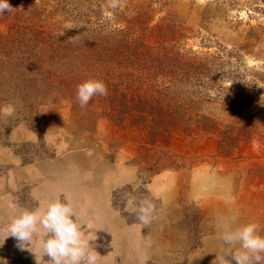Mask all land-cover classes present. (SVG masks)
<instances>
[{
    "label": "rangeland",
    "instance_id": "obj_1",
    "mask_svg": "<svg viewBox=\"0 0 264 264\" xmlns=\"http://www.w3.org/2000/svg\"><path fill=\"white\" fill-rule=\"evenodd\" d=\"M8 3L12 10L0 13V43L19 35L26 40L32 26L51 37L82 35L88 26L118 24L111 13L116 8L119 17L124 9L146 18L142 25L150 28L151 42L165 41L163 62L185 56L212 69L188 82L177 79L180 85L149 79L147 90L134 73L123 77L118 90L124 92L118 97L123 108L142 90L156 97L152 106L169 109L170 101L179 103L182 121L152 126L150 115L133 123L132 107L123 118H113L102 96L81 108L76 90L55 88L59 65L47 53L24 60L34 64L23 79L12 68L20 63L24 45H12L6 55L1 46L0 226L17 206L34 209L60 185L70 191L56 187L51 196L72 204L85 238L103 236L116 248L122 242L136 256L131 264H217L225 251L220 232L233 216L237 224H257L264 236V0H175L173 18L164 25H155L158 13L142 16L141 0H115V6L112 0ZM154 68L170 74L165 67ZM48 70L44 80L41 74ZM194 80L200 86L191 95L188 85ZM50 96L53 101H47ZM149 129L163 134L151 135ZM128 194L153 205L150 223L125 210ZM101 206L114 216L113 224L101 222ZM15 244L12 237L4 240L0 261H33Z\"/></svg>",
    "mask_w": 264,
    "mask_h": 264
},
{
    "label": "trees",
    "instance_id": "obj_2",
    "mask_svg": "<svg viewBox=\"0 0 264 264\" xmlns=\"http://www.w3.org/2000/svg\"><path fill=\"white\" fill-rule=\"evenodd\" d=\"M141 1L143 4L139 6V12H142V16L151 12L152 15L158 13L159 22L155 25H164L165 22H171L173 18L171 16L172 2L175 0ZM116 11L115 8V10H111V13H115L113 20L118 24H98L97 27L90 30V26H88L87 31L84 30L86 31L85 33L83 31L84 34L78 35V31H76L70 33L71 36L69 37L65 35L60 37L59 34L51 37V32L48 30L32 26L27 31L26 40L19 35V39L14 41L9 39L7 41L6 39L0 43V47H3V54L6 55V53L10 52L12 45L13 48H19L24 45L21 47L23 49L19 50L20 54L23 53V56L19 57L20 63L18 62L17 67L12 69L16 73L21 74L22 78L26 80L29 78L28 72L32 71L34 62L30 60L25 63L24 60H35L30 54L34 55L41 52L43 55L47 53L51 62L59 65L58 69L55 70L53 68L55 70V74H53L55 77L54 85L57 90L61 91L65 86L68 89L76 90L78 84L88 79L103 81L107 86V95L102 96V98L105 101V105L111 107L110 114L117 120L129 114L128 109L132 107L133 111H135L131 117L133 123H144L146 115H150L149 120L152 126L179 123L182 121L181 115L178 114V110L181 108L179 103L173 104L170 101L167 104L169 109L157 104L152 106L151 102H156V97L153 98L150 93L146 94L144 90L141 93L139 91L136 92L137 95L133 105L123 108L122 102H120L118 97L124 92H118L119 84L123 77L133 76L132 74L134 73L138 81L137 84H144V87L149 79L155 78L166 81V86L180 85L183 82L177 79H186L187 82L189 78L196 79L200 71L205 68V63L201 61L191 62L186 60L185 56L182 57L181 61L180 58H175L172 61L171 57H166L165 62H163L164 56H168L167 50L164 49L165 41L161 37L151 42L150 28L147 25H142L146 23V18L136 19L132 10L126 11L124 9V13L119 17ZM130 22L132 23L128 24ZM135 22H137V25H134ZM5 42L7 43L5 44ZM67 62H70L71 65L66 66ZM20 64L22 65L20 66ZM154 67H165V71L169 70L170 74L166 76L164 71H156ZM173 67L177 68L175 73ZM140 69L145 70L146 74H140L138 72ZM210 69L212 68L206 67L204 72L206 73ZM50 71H52V68ZM68 73L70 74V79L67 76ZM151 73L153 76L150 75ZM48 74L49 70L43 72L41 77L45 80ZM148 76L150 77L148 78ZM47 83L52 87L51 80L47 81ZM124 86L126 88L129 87L128 84ZM188 86L193 89L192 95L196 92L194 89L200 86V82H195L194 80ZM147 89L148 87L146 86L145 90ZM59 95H62V93H59ZM191 95L189 94L188 96ZM53 100L54 97L50 96L47 101ZM149 132L151 135L163 134L162 131L155 129H149Z\"/></svg>",
    "mask_w": 264,
    "mask_h": 264
},
{
    "label": "clouds",
    "instance_id": "obj_3",
    "mask_svg": "<svg viewBox=\"0 0 264 264\" xmlns=\"http://www.w3.org/2000/svg\"><path fill=\"white\" fill-rule=\"evenodd\" d=\"M112 6H115V0H112ZM5 10L11 11L12 6L8 0H0V13ZM97 95H107L103 81L88 79L77 85L76 99L81 108ZM152 209L149 201L137 202L131 194L127 195L125 210L136 214L142 224L150 223ZM75 216L72 204L59 198L42 201L34 209L21 208L0 226V245L6 238H14L15 247L33 253L36 264H101L96 249L102 245L92 246ZM237 221V216L231 217L220 232L225 251L217 259V264H231L226 256H230L235 264H264L261 255L264 253V236L259 234V226L255 223L237 224ZM0 264L7 262L0 261Z\"/></svg>",
    "mask_w": 264,
    "mask_h": 264
},
{
    "label": "crops",
    "instance_id": "obj_4",
    "mask_svg": "<svg viewBox=\"0 0 264 264\" xmlns=\"http://www.w3.org/2000/svg\"><path fill=\"white\" fill-rule=\"evenodd\" d=\"M7 161H9V160H7ZM90 173L91 172L88 171V174H90ZM56 187L63 188V186H60V185L54 186L53 188H56ZM52 189L48 191V194L50 195V200L53 199L51 196ZM63 189H66V188H63ZM66 190H67V192L70 191L69 189H66ZM75 193H78V192H75ZM65 200H67V199L65 198ZM67 202H68V200H67ZM17 208L21 209V207H18V206H17ZM100 211L103 212V213L100 212L101 213L100 215H102L101 216L102 217L101 222H105L106 224H107V222L113 224L114 216L111 215L102 206L100 208ZM114 238H115V236H113L112 239H114ZM106 240H107V238H105L103 236H96V237H94V240L91 241V242H93L92 243L93 247H95L97 244L102 245V247H98L96 249L100 253L101 264H131L133 262V260L136 258L135 254L131 250H128L122 244V242H118L117 245H119V246H117L118 248H116V244L114 243V241H108V240L106 241ZM28 253L31 254V257L34 256V254L29 252V251H25V253L21 256L26 257V255ZM13 255H16V254H13ZM21 256H19V257H21ZM37 258H39V257H37ZM32 259H33V261L29 262V264H36L35 256ZM45 259H47V257H45Z\"/></svg>",
    "mask_w": 264,
    "mask_h": 264
},
{
    "label": "bare ground",
    "instance_id": "obj_5",
    "mask_svg": "<svg viewBox=\"0 0 264 264\" xmlns=\"http://www.w3.org/2000/svg\"><path fill=\"white\" fill-rule=\"evenodd\" d=\"M226 221V220H225ZM226 224V223H225Z\"/></svg>",
    "mask_w": 264,
    "mask_h": 264
}]
</instances>
